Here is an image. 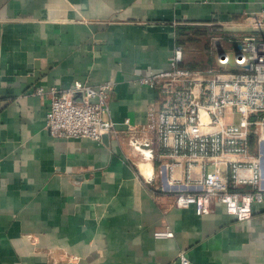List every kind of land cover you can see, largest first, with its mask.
Segmentation results:
<instances>
[{
    "label": "crops",
    "instance_id": "1",
    "mask_svg": "<svg viewBox=\"0 0 264 264\" xmlns=\"http://www.w3.org/2000/svg\"><path fill=\"white\" fill-rule=\"evenodd\" d=\"M262 8L263 0H0V264H181V251L190 264H264V204L244 221L221 204L209 215L171 208L159 180L141 177L126 139L53 137L50 96L37 93L111 80L112 119L143 124L160 96L135 78L170 68L181 28L195 38L184 61L206 68L238 48L246 19ZM165 229L174 236H155Z\"/></svg>",
    "mask_w": 264,
    "mask_h": 264
},
{
    "label": "built area",
    "instance_id": "2",
    "mask_svg": "<svg viewBox=\"0 0 264 264\" xmlns=\"http://www.w3.org/2000/svg\"><path fill=\"white\" fill-rule=\"evenodd\" d=\"M246 25L233 62L221 52L217 64L192 69L183 65L184 47L176 44L168 70L135 78L160 96L143 124L112 119L111 80L38 88L51 99L50 134L99 142L105 135L126 139L140 158L141 177L147 183L159 180L156 191L168 197L169 207L209 215L221 204L238 221L251 218L254 204H264V0ZM155 236L173 237L174 232L165 229ZM179 260L190 264L184 251Z\"/></svg>",
    "mask_w": 264,
    "mask_h": 264
},
{
    "label": "trees",
    "instance_id": "3",
    "mask_svg": "<svg viewBox=\"0 0 264 264\" xmlns=\"http://www.w3.org/2000/svg\"><path fill=\"white\" fill-rule=\"evenodd\" d=\"M178 35L179 36H178V39H177V44L182 45L183 47L187 43L192 42V41L195 40V38L193 37L192 34L186 32V28H181L179 30V34ZM183 65L186 66V67L192 68V69L203 68V67H200L198 65V63H193V62L191 63V62L184 61ZM251 139L253 140L254 137L252 136Z\"/></svg>",
    "mask_w": 264,
    "mask_h": 264
},
{
    "label": "rangeland",
    "instance_id": "4",
    "mask_svg": "<svg viewBox=\"0 0 264 264\" xmlns=\"http://www.w3.org/2000/svg\"><path fill=\"white\" fill-rule=\"evenodd\" d=\"M192 45H193V43H190L188 46L191 47ZM194 45H195L194 48H196V45H197V44H194ZM229 54H230L231 59H232V62H233V60H234V56H235L234 51H233V50H230V51H229ZM187 62H189V61H187Z\"/></svg>",
    "mask_w": 264,
    "mask_h": 264
},
{
    "label": "water",
    "instance_id": "5",
    "mask_svg": "<svg viewBox=\"0 0 264 264\" xmlns=\"http://www.w3.org/2000/svg\"><path fill=\"white\" fill-rule=\"evenodd\" d=\"M238 48H240V46H238ZM108 139H109V136H108V135H105V136L103 137V141H104V142H107Z\"/></svg>",
    "mask_w": 264,
    "mask_h": 264
},
{
    "label": "bare ground",
    "instance_id": "6",
    "mask_svg": "<svg viewBox=\"0 0 264 264\" xmlns=\"http://www.w3.org/2000/svg\"><path fill=\"white\" fill-rule=\"evenodd\" d=\"M143 167H144V169H145L146 171H148L147 169H149V168H148L147 164H143Z\"/></svg>",
    "mask_w": 264,
    "mask_h": 264
}]
</instances>
